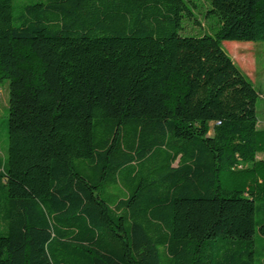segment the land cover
I'll list each match as a JSON object with an SVG mask.
<instances>
[{"label": "trees", "instance_id": "trees-1", "mask_svg": "<svg viewBox=\"0 0 264 264\" xmlns=\"http://www.w3.org/2000/svg\"><path fill=\"white\" fill-rule=\"evenodd\" d=\"M208 1L181 36L192 0H0V264H264L257 92L222 47L264 40V0Z\"/></svg>", "mask_w": 264, "mask_h": 264}, {"label": "rangeland", "instance_id": "rangeland-1", "mask_svg": "<svg viewBox=\"0 0 264 264\" xmlns=\"http://www.w3.org/2000/svg\"><path fill=\"white\" fill-rule=\"evenodd\" d=\"M190 8L192 15L184 17L181 20L180 29L181 36H199L203 33H210L216 28V17L208 14L207 9L210 8L208 0H192V4L186 3ZM238 44L239 46L235 45ZM223 49L231 56L235 64L245 74L257 92L255 102V111L258 119V128L264 129V40L256 42H235L224 41ZM8 80H0V159L7 156V122H8ZM257 156L264 158V153H258ZM234 179L223 172V185H229ZM238 185L247 187L249 184L240 181ZM0 228L2 225L0 224ZM260 243L256 242L257 259L261 257Z\"/></svg>", "mask_w": 264, "mask_h": 264}, {"label": "crops", "instance_id": "crops-1", "mask_svg": "<svg viewBox=\"0 0 264 264\" xmlns=\"http://www.w3.org/2000/svg\"><path fill=\"white\" fill-rule=\"evenodd\" d=\"M235 45L239 46L238 44ZM257 127H258V123H257ZM257 159H264V158L257 156Z\"/></svg>", "mask_w": 264, "mask_h": 264}]
</instances>
